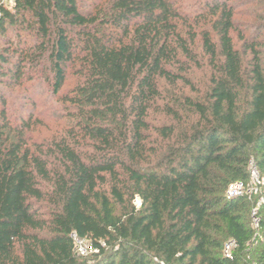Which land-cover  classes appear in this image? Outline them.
<instances>
[{"label": "trees", "instance_id": "16d2710c", "mask_svg": "<svg viewBox=\"0 0 264 264\" xmlns=\"http://www.w3.org/2000/svg\"><path fill=\"white\" fill-rule=\"evenodd\" d=\"M82 1L0 0L1 82L41 59L55 94L77 77L75 129L50 154L0 109V264H264V216L255 229L253 199L227 196L264 176V0Z\"/></svg>", "mask_w": 264, "mask_h": 264}, {"label": "rangeland", "instance_id": "374dc122", "mask_svg": "<svg viewBox=\"0 0 264 264\" xmlns=\"http://www.w3.org/2000/svg\"><path fill=\"white\" fill-rule=\"evenodd\" d=\"M101 1L104 0H84L82 6L90 11H95V4ZM236 1L244 3L245 0ZM252 8L254 6L249 4L242 6L240 11L246 15H240L237 19L249 20L247 11ZM11 36H14V34H11ZM49 67L50 64L45 59H41L36 69L31 67L30 70H26L25 77L22 78V84L15 82L8 84L0 80V109H5L6 119L14 128L12 139L15 142L22 143L24 147H29L32 151L42 149L48 154H50L49 149L54 143L63 138L67 139L72 134L77 123L73 106L63 101V96L73 88L77 77L74 76L73 70L69 68L66 84L62 91L55 94L52 85L53 76L50 74ZM204 67L197 68L192 77L196 88L201 91L205 89L204 82L207 80L209 71L207 66ZM8 79L5 80L10 81ZM186 91L190 93L188 89ZM3 98L6 105H3ZM150 120L153 125L158 126L163 124L165 118L161 114H152ZM3 122L0 119V125ZM154 136H156L155 132L149 140L151 144L154 143ZM38 206L41 207V214L49 217L51 206L45 202H39ZM77 253L80 257H89L94 253L92 244L89 241L82 245L79 244Z\"/></svg>", "mask_w": 264, "mask_h": 264}, {"label": "built area", "instance_id": "2783aa9c", "mask_svg": "<svg viewBox=\"0 0 264 264\" xmlns=\"http://www.w3.org/2000/svg\"><path fill=\"white\" fill-rule=\"evenodd\" d=\"M227 196L229 198L248 196L250 199H253L254 201V206L252 209L253 227L255 229H258L261 219L264 216V214H262V212H264V176H262L254 166H252L251 178L249 183L247 184L242 181H237L232 183L227 190ZM134 203L136 204L137 207H140L142 204L139 197L135 198ZM71 237L74 241L76 251L79 244L82 245L88 241L84 238H80L76 233H73ZM235 247L236 245L233 241L228 242L224 248L225 256L232 258ZM93 252L98 253L99 250H95L93 248Z\"/></svg>", "mask_w": 264, "mask_h": 264}]
</instances>
